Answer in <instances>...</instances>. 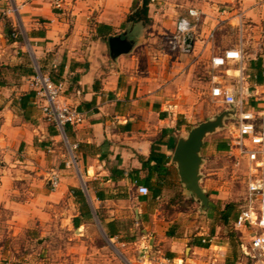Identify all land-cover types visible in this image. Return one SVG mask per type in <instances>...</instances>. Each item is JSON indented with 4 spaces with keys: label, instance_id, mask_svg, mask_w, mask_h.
Returning a JSON list of instances; mask_svg holds the SVG:
<instances>
[{
    "label": "crops",
    "instance_id": "obj_1",
    "mask_svg": "<svg viewBox=\"0 0 264 264\" xmlns=\"http://www.w3.org/2000/svg\"><path fill=\"white\" fill-rule=\"evenodd\" d=\"M154 1L148 6L150 22L143 25L126 22L136 0H62L60 9H52L51 0H0V82L4 83L0 86V153L6 162L17 154L38 160L41 154L54 153L53 142L61 134L43 120L31 85L23 82L32 79L37 70L52 81L63 82L61 101L83 117L80 125L65 129V136L84 180L79 174V187L67 176L69 171L57 168L52 170L60 177L54 175L58 179L56 190L50 193L43 189L40 193L55 201L72 197L79 212L73 220L79 217L80 226L86 218L72 189L83 192L90 218V202L107 203L111 208L129 201L132 195L127 184L135 187L139 202L160 199L167 185L152 199L150 186L157 174L149 177L142 165L152 144L160 141V153L169 158L164 166L168 176L163 181L170 183L172 169L177 175L169 150L174 151L177 144L173 129L185 123L176 121L175 112L185 98L186 83H196L192 76L199 62L207 70L225 74V80L214 77L212 83L233 90L241 86L251 107L264 108V0ZM11 8H17V13H8ZM191 9L202 14L191 51L186 55L166 52L160 42L174 32L177 16L183 17ZM8 28L13 32V42H8ZM225 30L234 31L238 40L235 48L223 51L240 50L242 61L212 69L211 58L223 52L216 51L215 39L222 38ZM116 37L131 43V49L113 59L109 40ZM29 67L33 75H29ZM230 80L234 85L226 84ZM221 144L227 149V141L216 144L215 149ZM46 159L50 167L53 156ZM157 162L153 160L150 166ZM11 170H0V201L12 192ZM139 187H146L149 194L139 195ZM108 213L110 219L105 221L96 211L106 235L110 231L115 238L118 210L109 209ZM147 217L139 207L134 209L137 221H147ZM199 241L208 244L205 239ZM199 241L190 246V258L183 260L181 254L188 250L185 245L135 246L148 251V264H204L198 255L213 253L214 247L201 248L196 245Z\"/></svg>",
    "mask_w": 264,
    "mask_h": 264
},
{
    "label": "rangeland",
    "instance_id": "obj_2",
    "mask_svg": "<svg viewBox=\"0 0 264 264\" xmlns=\"http://www.w3.org/2000/svg\"><path fill=\"white\" fill-rule=\"evenodd\" d=\"M154 2L151 1V4ZM51 7L55 9L52 3ZM158 8L160 6H156ZM180 17L182 14L177 19ZM15 31H19L16 26ZM172 33L160 42L166 52H171L167 37ZM23 37L27 42L24 33ZM237 38L234 31L225 30L222 38L215 39L216 51L235 48ZM26 50L30 52L29 45ZM214 77L219 81L226 79L225 74L207 70L201 62L196 65L192 76L196 83H186L188 92L180 101L179 112H175L176 121L182 119L185 124L173 129L174 143L192 127L212 120L226 110L224 105L210 97ZM23 83L30 86L32 81ZM226 84L234 85V82L230 80ZM43 120L49 123L44 116ZM229 122H225V129L205 140L201 152L204 158L201 187L211 207L207 211H202L185 192L175 169H172L170 183L168 181L167 188L157 201L139 202L135 187L127 184L125 187L132 195L129 201L111 208L107 203L94 205L90 202L92 217L82 219V226L75 228L73 217L79 212L72 197L66 195L55 201L45 199L40 193L43 189L50 193L56 190L52 187V180L58 174L52 170L57 168L69 171L67 176L80 187L79 174L82 179L83 175L73 162L69 141L58 135L53 142L54 153L41 154L38 160L17 154L13 160L6 162L0 153V170L12 169L9 175L12 176L13 187L6 200L0 201V264H148V251L135 245H185L188 250L182 252L180 259L183 260L190 258V246L202 239L214 247L213 253L198 255L204 264L209 261V264H226V260L230 264H246L241 255L240 235L233 230L234 219L223 225L220 218V213L229 205H233L234 215L240 210L247 181L245 165L235 167L227 153H219L215 149L216 144L231 138L227 127ZM169 153L172 156L173 150L170 149ZM47 155L53 156L50 167L45 164ZM16 160L20 163H14ZM138 207L148 214L147 221L134 218V209ZM109 209L118 210L115 214L118 216V234L113 239L106 235L96 215L97 211L99 217L107 221L110 219ZM167 234L173 237H167Z\"/></svg>",
    "mask_w": 264,
    "mask_h": 264
},
{
    "label": "built area",
    "instance_id": "obj_3",
    "mask_svg": "<svg viewBox=\"0 0 264 264\" xmlns=\"http://www.w3.org/2000/svg\"><path fill=\"white\" fill-rule=\"evenodd\" d=\"M51 3L55 9H60L62 0H51ZM8 13L16 14L17 8L9 9ZM201 19L202 14L191 9L177 20L174 32L167 37V45L172 53H189L186 38L193 39ZM209 38H212V34ZM241 61V51L229 49L211 58V68L221 69ZM31 81L41 113L67 141L65 129L80 125L83 117L76 108L61 101L65 92L64 83L52 81L39 70ZM210 97L224 105L226 110L233 108L235 111L227 126L231 134L227 141V155L234 161L235 167L245 165L247 181L242 206L232 225L235 233L240 235L241 255L246 264H264V108L251 107L243 96L241 86L233 90L212 83ZM57 186L58 179L54 178L52 187ZM138 194L146 196L149 191L146 187H139Z\"/></svg>",
    "mask_w": 264,
    "mask_h": 264
},
{
    "label": "water",
    "instance_id": "obj_4",
    "mask_svg": "<svg viewBox=\"0 0 264 264\" xmlns=\"http://www.w3.org/2000/svg\"><path fill=\"white\" fill-rule=\"evenodd\" d=\"M185 42L189 51H191L193 39L188 37ZM109 47L111 57L115 59L128 53L131 49V43L116 37L109 40ZM234 114L235 111L231 108L215 116L212 120H207L192 127L185 136L178 139L173 151L171 164L177 170L179 183L185 192L200 206L202 211H207L211 207L209 198L201 187L203 180L201 168L204 163L201 151L205 140L216 132L225 129V122L232 120Z\"/></svg>",
    "mask_w": 264,
    "mask_h": 264
},
{
    "label": "trees",
    "instance_id": "obj_5",
    "mask_svg": "<svg viewBox=\"0 0 264 264\" xmlns=\"http://www.w3.org/2000/svg\"><path fill=\"white\" fill-rule=\"evenodd\" d=\"M150 3H151V0H136V3H134L130 14L126 18V22L142 23L143 25H148L150 22L149 17H148V6ZM6 35H7L8 42H13V40H15L13 38V32H12L11 28L7 29ZM33 74H34V72L32 71V68L29 67V75H33ZM56 82H60V81H56ZM0 86H4V83L0 82ZM23 98H25V96ZM161 145H162V143H160V141H157V142L152 144L149 158L142 165V168L147 169V171L149 172V175H150L149 177L156 176L155 174H157L155 183L150 186L152 199L157 198L161 194L163 186L169 184L168 181L166 183L163 181L164 179L166 181L167 176H168V172L164 166H165V164H167L169 162V158L166 157L164 154L160 153L159 146H161ZM217 150L218 151H226L227 149H226L224 144H221V146L218 147ZM153 160H158L159 162H157L153 166H150V163ZM114 172L122 174L118 170H115ZM71 191H72L73 196L76 198V201L78 202V204L82 208V210H81L82 216L86 219H90L89 207H88V204H87V201H86V198H85L83 192L79 189H72ZM96 197L99 200H101V196L99 195L98 192H96ZM233 210H234L233 205H229L225 208L224 211H222L220 213V218L222 219L223 225L228 224V222L231 219L235 220L239 211L237 213H235V215H234V214H232ZM231 215H233V216L231 217ZM80 220L81 219L79 217L74 218L73 225L75 228H79V226L81 225ZM107 235L110 239L114 238V234L110 231L107 233ZM168 236L171 237V235H168ZM196 245H198L201 248H207L209 244H205V243H202L201 241H199ZM226 264H230L229 260H226Z\"/></svg>",
    "mask_w": 264,
    "mask_h": 264
}]
</instances>
